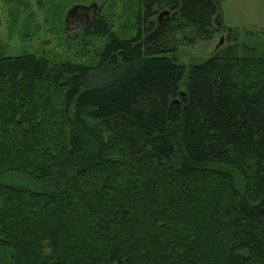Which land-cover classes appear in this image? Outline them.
<instances>
[{
  "label": "trees",
  "instance_id": "trees-1",
  "mask_svg": "<svg viewBox=\"0 0 264 264\" xmlns=\"http://www.w3.org/2000/svg\"><path fill=\"white\" fill-rule=\"evenodd\" d=\"M136 8L130 37L87 24L88 64L0 54V264H264V53L222 0Z\"/></svg>",
  "mask_w": 264,
  "mask_h": 264
},
{
  "label": "rangeland",
  "instance_id": "rangeland-1",
  "mask_svg": "<svg viewBox=\"0 0 264 264\" xmlns=\"http://www.w3.org/2000/svg\"><path fill=\"white\" fill-rule=\"evenodd\" d=\"M80 4L96 5L120 36L134 34L137 0H0V54L34 53L52 61L83 64L95 61L105 38L77 27L70 13ZM222 15L226 27L239 31L240 53H264V0H222ZM180 35L178 54L186 64L208 58L220 38L218 47L226 43L218 33L193 43L189 41L195 36L193 30ZM13 178L18 182L20 177Z\"/></svg>",
  "mask_w": 264,
  "mask_h": 264
},
{
  "label": "flooded vegetation",
  "instance_id": "flooded-vegetation-1",
  "mask_svg": "<svg viewBox=\"0 0 264 264\" xmlns=\"http://www.w3.org/2000/svg\"><path fill=\"white\" fill-rule=\"evenodd\" d=\"M96 5H85V4H80L76 7H74L71 10L70 16H72L73 20H76V25L78 28H82V29H86L87 28V24L95 21L94 19L99 17L101 15L100 13V9H95ZM169 10V9H167ZM176 16V10H169V14H164L160 16V13L157 12L154 19L156 20V23H161L163 17L166 18H170V17H174ZM80 28V29H81ZM137 23L134 27V34L137 32ZM214 33H218L220 35H223L224 37V41H226V33L224 32V30L221 28H217V26H214ZM220 29V30H219Z\"/></svg>",
  "mask_w": 264,
  "mask_h": 264
},
{
  "label": "water",
  "instance_id": "water-1",
  "mask_svg": "<svg viewBox=\"0 0 264 264\" xmlns=\"http://www.w3.org/2000/svg\"><path fill=\"white\" fill-rule=\"evenodd\" d=\"M164 14H169V10L165 9V10H162V11L160 12V16H161V15H164ZM222 42H223V38H220V41H219L218 45H219V44H222ZM218 45H217V47H218ZM181 95H182V92H181Z\"/></svg>",
  "mask_w": 264,
  "mask_h": 264
}]
</instances>
